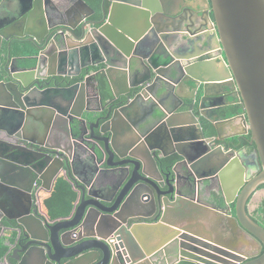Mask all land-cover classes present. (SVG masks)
Listing matches in <instances>:
<instances>
[{
    "label": "water",
    "instance_id": "obj_1",
    "mask_svg": "<svg viewBox=\"0 0 264 264\" xmlns=\"http://www.w3.org/2000/svg\"><path fill=\"white\" fill-rule=\"evenodd\" d=\"M76 1L91 13L79 14L82 19L73 23L67 16L74 8L64 0H22L25 8L18 12L0 0V219L17 220L31 239L14 250L17 258L21 252L19 264H245L242 249L254 248L258 252L249 264H264V225L247 210L264 184V0H197L196 7L178 8L167 0H103L100 14L87 0ZM156 16L169 22L166 28L156 24ZM183 39L191 44L184 57L164 60L163 45L170 48ZM211 58L220 64L213 66ZM75 63L81 66L72 73L69 66ZM116 72L127 87L122 93L115 90ZM91 90L97 91L98 104L89 103ZM169 91L173 99L166 109L131 114L148 94ZM222 97L234 100L222 106ZM232 104L238 111L215 122L216 128L242 120L243 130L235 134L251 132L254 162L210 145L212 137L205 136L194 112L197 107L209 118L204 109L210 105L226 113ZM168 107V117L176 119L158 125ZM68 127L87 136L91 156L106 162L104 169L72 174L67 168V178L66 149L51 140ZM14 135L21 146L11 143ZM167 146L173 149L165 153ZM172 153L188 171L197 158L204 169L220 168L226 202L236 197V212L224 216L179 196L177 163L164 166L155 157ZM7 166L12 176L4 180ZM87 171L107 180L102 195L86 191ZM61 175L80 189V202L68 215L49 220L33 191L38 185L52 191ZM174 191L178 196L165 209L162 201L168 203L167 194ZM96 201L104 207L93 214ZM154 213H162L159 222L129 223ZM247 236L252 241L239 242L241 250L225 240ZM8 263L7 256L0 259Z\"/></svg>",
    "mask_w": 264,
    "mask_h": 264
},
{
    "label": "flooded vegetation",
    "instance_id": "obj_2",
    "mask_svg": "<svg viewBox=\"0 0 264 264\" xmlns=\"http://www.w3.org/2000/svg\"><path fill=\"white\" fill-rule=\"evenodd\" d=\"M103 1V0H102ZM22 2V0H21ZM65 3L73 6L74 8V12L71 15L67 16V20H69L70 22H77L80 19H82V17L89 15L91 13V10L88 9L87 7H83V6H78V1L76 0H64ZM107 4V2H106ZM23 8L19 11H22L25 7L22 4ZM98 11V10H97ZM18 12V11H17ZM82 14V17L79 15ZM97 14V13H96ZM100 14V13H98ZM66 17V16H65ZM89 17V16H88ZM156 20H158V16H156ZM157 22V21H156ZM16 31H18V29H16ZM152 37L148 38V42L149 43L151 41ZM154 42V41H153ZM144 49L142 50V52L145 51L147 44L144 43L143 44ZM164 51V60H168L170 56H173L172 52L169 50L168 47H165L163 49ZM146 52V51H145ZM166 66L164 65L162 68L163 70H166ZM70 72L75 73L77 72V70H70ZM116 81V80H115ZM132 81L135 82H139L138 79H136L135 77L132 78ZM126 84L124 81L121 82V86H117V84H115V90L117 93H122L126 90ZM140 89H137V92ZM170 90H172V88L170 87ZM152 98V99H149ZM173 99V93L171 91L168 92L167 95H162V96H158V97H152L151 95H147L145 98H143L142 101L138 102V105L135 104L134 107H131L130 112L132 115L134 116H139V115H143V113H149L150 111H152V109H154L155 107H163L166 109V106H168L169 101ZM234 100L233 97H222L220 98L219 102H221L222 106L225 105L226 102H230ZM88 101L89 103L95 105L98 104V95H97V91L96 90H91L89 92V96H88ZM180 102H177L176 104L178 105ZM237 104H232L228 106V111L225 113V111L223 112L224 108H221L220 111H218L217 106L215 105H210V107H207L206 109H204V113H206V115L209 117L207 118L205 115H202L199 113V109L196 107V109L194 110V112L197 114V117L199 119V122L202 125V130L205 134V136L207 138H211L208 139L209 144L213 145V147H218V146H222V148L230 153L231 151L236 153H239L242 155V157H244L246 160H251L252 162L255 161L256 159V144L255 142H251V132H247V133H239V134H235L238 131H242L243 127H231V125L233 124L234 121L239 120L238 118H235L232 123H226L224 125H220L221 129L220 131H218V129L216 128V123L215 122H219L223 119H229L232 118L234 116V114L236 112H233L232 114H230L232 112V109L234 110V106H236ZM238 106V105H237ZM239 108V107H238ZM172 110L170 107H168L167 109V116H160L157 119V123L158 125H162L163 121L165 123H168V120L170 121L169 118V111ZM180 117L179 115L177 116ZM169 118V119H168ZM176 119V117H174L172 119V121H174ZM224 120V121H225ZM156 123V124H157ZM114 129H116V126H114ZM214 131V132H213ZM11 143L14 145V147H19L21 146L19 141H17V137L16 135L9 136ZM51 143L54 144H59L62 145L64 147V149H66V156L69 157L68 162H66L65 160V166H64V174L67 176H69L68 173V169L71 170L72 174H76L77 172H82L85 171L86 167L89 168L87 170H89L90 172H94L97 173L99 170L104 169V167L106 166V162H100L98 161V159L95 156H91L92 152H93V147L91 146V144H88L87 142V136L83 135V137H78L76 131H72L71 129L66 128L62 134V137L60 139H56V140H51ZM205 146L204 144H200V147ZM173 149L172 146H167L164 149L165 153L170 152ZM186 152V149L184 150ZM196 151L192 150L191 152H187L188 155L191 157L194 155ZM248 153H250L248 155ZM160 154V151H159ZM158 159L159 163H163L164 166L167 165H175L176 164V170H177V174L179 177V185H180V193L178 194L179 196L183 195V196H187L190 199H193L195 202L197 203H201V204H206L209 207H212V209H218V210H222V214L224 216H227L225 213L227 211H229V213L234 214L235 208H236V197H234V199L231 202H226L227 199V195L225 194L224 190H223V178L221 176L220 172V168L217 169L214 167V169H209V168H202V164L200 161V158L194 159V164L193 168L191 169V171H188L186 169V167L184 166L185 163H183V161H180L181 157H179L177 154H170L166 157H159V156H155ZM115 160H118V158L115 159H110V162H114ZM67 166V167H66ZM68 168V169H67ZM256 170V168H255ZM87 171V173L89 175H87V179H85V182L88 183V186H86V191L88 192L89 190L91 192L97 193L98 195H102V192L100 191L101 187H104L105 183L107 182V180H105V178L97 180L96 177H93L94 174L90 173ZM102 173V172H101ZM63 174V173H62ZM194 176V178H192L191 176ZM251 174H249L250 176ZM64 176V175H61ZM60 176V177H61ZM84 176V174L82 175ZM210 177L212 179L211 183L207 184V182L209 181L208 178ZM69 180V179H68ZM41 182V181H40ZM41 185H38L34 191H33V195L36 196L38 194H40L41 192H43V190L39 189ZM76 186V185H74ZM72 188L76 191L77 193V197L74 201V205H78L80 202V189L78 187L74 188L72 185ZM96 189V190H95ZM165 189H168V187H165ZM260 189H263L264 191V186L260 185ZM45 191V190H44ZM176 195L175 191L167 194V200L168 203L163 200L162 202L165 204V209H166V205L169 206L171 200L175 199ZM255 196L252 199L251 202L248 201L247 204V210L250 212V214L252 215V217L256 218L258 217L257 213H256V209L259 206H252V204L254 202H256L255 200ZM262 200L264 199V194L261 198ZM260 199V200H261ZM262 202V201H261ZM96 206L97 208H94L92 210L93 214H96V211L98 210V208H103L104 205L100 202V201H96ZM106 206V205H105ZM74 207V206H73ZM252 207H254L252 209ZM120 208V207H119ZM73 209V208H72ZM150 208L147 209V211H149ZM72 211V210H71ZM129 211L134 212L135 209H129ZM225 212V213H224ZM108 214L112 215V213L107 212ZM164 213V211H163ZM212 216L214 218H217V216L215 214H212ZM162 217V213L158 216H156V213H154L152 216L150 217H142V216H134L132 218L129 219V223H138L141 221H149V222H159L160 219ZM15 221V220H14ZM227 222L229 223V218L227 219ZM101 233H105V231L101 230ZM107 234V233H105ZM110 241H113L114 243L117 242L116 238H114L113 236L109 237ZM227 244L229 245H233L234 247H236L238 250H241V246H239L238 244H235V242L225 239ZM241 241H252L251 237H244L241 239ZM24 243V242H23ZM25 244V243H24ZM242 251L244 252V254H247L248 256H246V262L245 264H249L251 262H254L255 257L251 256L254 255L255 253L258 252L257 248L254 249H249V250H245L242 249ZM95 258V255L94 257Z\"/></svg>",
    "mask_w": 264,
    "mask_h": 264
},
{
    "label": "trees",
    "instance_id": "obj_3",
    "mask_svg": "<svg viewBox=\"0 0 264 264\" xmlns=\"http://www.w3.org/2000/svg\"><path fill=\"white\" fill-rule=\"evenodd\" d=\"M87 1L98 10L97 11L98 13H100L102 0H87ZM25 47L28 48L29 46L26 44ZM101 80L104 79L102 78ZM238 109L239 108L237 105L234 106V110L232 109V112L230 114L236 112ZM262 186H264V184H262ZM76 197H77V193L72 188V184L70 183V181L63 176L59 177L58 180L55 182L51 194L45 199V204L46 207L48 208V211L51 214V218L55 219L61 216L68 215V213H70V211L74 206V201ZM256 213L258 217L256 218L254 217V219L260 222L262 225H264V199L262 200L259 207L256 209ZM12 221L14 220L9 219L7 216H4L3 218L0 219V225L2 224L4 226V235L0 238V250H2V253L6 252L8 248V244L10 246V240H8V237H11L12 241L16 240L17 238L18 230L15 231L12 229L14 226ZM14 222L17 223L16 220ZM17 228L18 229L21 228L22 229L21 232L22 234H24L25 230L23 227L17 226ZM23 240L24 239H21L20 242L23 243L24 242Z\"/></svg>",
    "mask_w": 264,
    "mask_h": 264
},
{
    "label": "crops",
    "instance_id": "obj_4",
    "mask_svg": "<svg viewBox=\"0 0 264 264\" xmlns=\"http://www.w3.org/2000/svg\"><path fill=\"white\" fill-rule=\"evenodd\" d=\"M167 2L171 5V7H183V6H186V5H193L194 4V7L198 6L197 5V0H167ZM8 5H9V9H11L12 11H19L23 8L22 6V2L21 0H8ZM156 24L160 27V28H166L167 27V24H169V22L165 19H162V18H158ZM183 33L185 34H190L188 31H184ZM189 40L188 39H183L182 41H177V43H174L170 46L169 50L172 52V54L178 58V57H184V55H182L183 53H185L186 51V48L189 50V48L191 47V44L188 42ZM163 47L165 48L166 45L164 44ZM26 49V48H25ZM203 51H199L197 53H202ZM20 53H17L14 54L16 56H18ZM26 54V52L24 51L23 55ZM28 54V53H27ZM92 57H89L88 59H91ZM89 62V61H88ZM210 62L212 63L213 66H217L219 65L220 63L216 62L214 60V58H211ZM81 66L80 63H75V66L72 67V65L69 66V70H77L78 67ZM114 79L116 80L115 81V84H117V86H121V82H122V79L120 77V74L119 72H116L115 74V77ZM231 127H243V123H242V120H236L233 122V124L231 125ZM9 176H12V167L11 166H7L6 167V170L4 171L3 173V178L5 180V178H8ZM52 191L48 192V191H44L41 192L40 194L36 195V203H38V207H39V210H40V213L46 217L47 219L51 220V216L49 215L50 212L48 211V208L46 207V204H45V199L51 194ZM263 190L262 191H259L257 194H256V202H254L252 204V206H255L256 203H258L260 201V199L262 198L263 194H262ZM259 194H262L260 197L258 196ZM45 197H44V196ZM254 207H252L253 209ZM15 213V212H13ZM216 215V214H215ZM217 216V215H216ZM249 237V236H247ZM250 238V237H249ZM234 242V241H233ZM239 242H241V240L239 241L238 239L235 241V244H238ZM243 248V247H241Z\"/></svg>",
    "mask_w": 264,
    "mask_h": 264
},
{
    "label": "rangeland",
    "instance_id": "obj_5",
    "mask_svg": "<svg viewBox=\"0 0 264 264\" xmlns=\"http://www.w3.org/2000/svg\"><path fill=\"white\" fill-rule=\"evenodd\" d=\"M262 194H264V191L262 192ZM262 194H259L258 196L260 197ZM44 196V195H43ZM45 197V196H44ZM258 203H260L261 204V202L259 201ZM257 206V205H256ZM50 216H51V214H49ZM4 217V216H3ZM3 217H1V218H3ZM13 222V224H14V226H13V230H15V231H17L18 230V232H17V238H16V240H14V241H12V239H11V237H8V240H10V242H12V243H10V246H9V244L8 243H6V244H8V248H7V250H6V252L4 253H2V250H0V259L1 260H3V258L5 257V256H7V258L9 259V260H11V262H12V264H19V261L22 259V255H21V252H19L20 253V258H17L16 256H14V250L15 249H21L22 248V246L24 245L22 242H20V240L21 239H24L23 241L24 242H27L28 240H31V239H28V238H25L24 237V234H22V229L21 228H17V226H18V222L16 223V222H14V221H12ZM1 226V225H0ZM2 227V228H1ZM0 227V238L4 235V230H3V226H1ZM9 233V232H8ZM10 234V233H9ZM60 241L62 242V237H61V234H60ZM21 243V244H20ZM62 244H63V242H62ZM48 245H50L51 247H52V253H54V247H53V240H49L48 241ZM47 255H48V252H47ZM7 263V262H6ZM9 264V263H8Z\"/></svg>",
    "mask_w": 264,
    "mask_h": 264
},
{
    "label": "bare ground",
    "instance_id": "obj_6",
    "mask_svg": "<svg viewBox=\"0 0 264 264\" xmlns=\"http://www.w3.org/2000/svg\"><path fill=\"white\" fill-rule=\"evenodd\" d=\"M12 220H15V219H12ZM17 221V220H16ZM18 222V221H17ZM1 226H3L2 224H1ZM19 226V225H18ZM4 227V226H3Z\"/></svg>",
    "mask_w": 264,
    "mask_h": 264
},
{
    "label": "clouds",
    "instance_id": "obj_7",
    "mask_svg": "<svg viewBox=\"0 0 264 264\" xmlns=\"http://www.w3.org/2000/svg\"><path fill=\"white\" fill-rule=\"evenodd\" d=\"M10 243H12V242H10Z\"/></svg>",
    "mask_w": 264,
    "mask_h": 264
}]
</instances>
